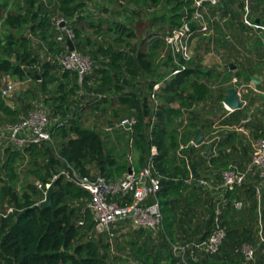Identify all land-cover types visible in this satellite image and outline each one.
I'll return each mask as SVG.
<instances>
[{
	"label": "trees",
	"instance_id": "trees-1",
	"mask_svg": "<svg viewBox=\"0 0 264 264\" xmlns=\"http://www.w3.org/2000/svg\"><path fill=\"white\" fill-rule=\"evenodd\" d=\"M134 1L158 5L164 0ZM166 2L171 8L170 18L155 16L147 20L142 19L134 26H127L119 21L104 25L101 20L92 18L90 24L95 26V30H105L111 37V40L103 44L81 33L83 27L80 24L86 22L87 18L78 14V11L85 6L84 1L57 0V8L64 19L73 18L78 21L72 28L75 32L76 48L81 52L82 47H96L97 51L106 55L102 65L95 66L94 70L92 68L81 82L76 71L64 68L58 60L59 54L67 51V46L57 38L56 32L59 33V30L49 17L46 3L42 0H0V77L7 73L19 80L34 78L48 95L46 101L53 117L60 116L62 119L61 122L53 121L52 141L31 144L23 149L10 145L0 147V194L3 193L9 198V210L0 213V264H108L110 242H105L103 237L109 236L96 235L93 215L84 210L81 203L72 205V201L81 200L82 197L89 196V193L68 179L61 170L67 164H72L82 174L89 175V165L97 162L102 168L101 174L121 177L129 166L123 163L115 166V159L106 161L108 152L102 135L96 129L85 125L80 118V109L72 95L82 85L88 93L93 91L102 95L96 99L97 105L102 104L101 100L105 102L112 98H108V92H120V102L137 112L133 113L138 118L132 135L133 150L137 156L133 165L136 164L140 168L149 157L151 146H157L155 162L161 179L159 198L164 214L163 230L168 241L175 243L183 235L184 241L198 237L195 231L201 225L189 223V230L185 229L184 225L190 222V217H186L183 210L193 209L194 205L200 202L207 206L210 214L204 222L208 229L202 235L203 240L213 231L217 217L226 227V238L217 252L196 258L192 255L194 253L190 252L196 248L191 247L184 255L181 253L174 257L173 264H239L234 259H221L217 257V253L230 241L235 242V254L243 257L238 249L244 244L243 240L254 235L255 227L252 221L255 220V213L260 204L263 207L264 223V192L259 196L256 187L247 178L234 190L225 191L227 201L221 206V213L217 216L216 201L208 196L207 190L187 181L192 172L189 164L195 167V176L201 175L197 171L199 162L194 160L197 146L190 142L198 127L203 129L206 137L207 132L213 129L214 123V119L210 120L205 109V112L200 114V111L193 108L202 101L207 105L212 104L213 110L217 111L216 107L223 108L224 88L234 71L219 73L213 69H204L195 63L187 64L186 70L166 78L179 64L173 57L165 34L168 30L181 26L185 20L191 19L195 0ZM208 7L210 10L215 8L210 5ZM159 24H169L163 36L153 31V27ZM37 34H41L48 41V52L53 53V60L43 62L36 54L33 36ZM256 48L259 54L264 51L263 47ZM162 67L163 70L159 71ZM261 70H264V59L251 63L248 69L238 72L237 76L239 79L243 77L244 80H251L252 75L262 73ZM142 72L152 75L149 83L152 90L156 81H165V85L159 89V93L166 95L164 103L157 104L154 100L155 106L150 107L147 101H142L136 91H124L126 85L136 81ZM217 84L219 86L215 89ZM67 85L70 87L67 88ZM257 86L261 87L262 83ZM34 94L35 91L30 88L17 93V97L23 99L24 106L20 108L10 105L0 91V122L20 120L24 115L23 110L27 115L33 107L31 97ZM172 102H177L178 106H174ZM155 114L157 119L151 129L150 122ZM243 114V109L234 110L219 119V123L245 125V122H242ZM220 116L222 117L219 114L218 118ZM207 121L209 123H206ZM259 135L264 136L261 132ZM55 137L59 143L55 142ZM182 144L185 147L181 149ZM204 144L205 142L199 146ZM210 146L215 147L217 153L214 154L213 150L207 157L203 153L200 157L203 160L209 159L210 166L220 172L230 165H236L231 162L247 149L243 135L236 128L204 149ZM19 161L26 170V173L22 172L24 178L19 170ZM242 167L241 169H246L245 166ZM59 173L55 178L54 205L41 207L39 203L44 199L45 193L37 183L31 182L30 178L35 177L37 181L46 184L54 181V176ZM248 176L253 175L250 173ZM20 181H24V185L18 187ZM235 200L244 202L241 209L236 208ZM82 219L85 221L83 225L79 223ZM188 251L191 257L186 259ZM137 252L151 264L163 262L158 257H152V252L142 247H139Z\"/></svg>",
	"mask_w": 264,
	"mask_h": 264
},
{
	"label": "rangeland",
	"instance_id": "rangeland-1",
	"mask_svg": "<svg viewBox=\"0 0 264 264\" xmlns=\"http://www.w3.org/2000/svg\"><path fill=\"white\" fill-rule=\"evenodd\" d=\"M42 1L46 3L47 8H45L49 12V17H51L53 23L57 18L63 17L57 8V0ZM82 1L85 2V6L82 10L78 11V14L85 15L87 19L86 22L80 24L83 27L81 33L83 36L88 35L92 39H96L103 44H106L109 40H111V37L109 36V33L103 29V31L98 32L95 30V26L90 24L91 19L94 17L101 20L104 25L112 21H119L125 23L127 26H134L136 22L142 19L147 20L155 16H168L170 18L169 15L171 8L167 4L166 0L162 1L158 5L150 2L138 3L134 0ZM208 8V6L205 8L208 27L202 32H195L191 43L194 49L193 58L188 61L184 60V62L193 65L195 63H198L201 65V67L203 66L204 69H213L219 73H225L228 70H231V67L229 66H231V63H235L236 68L233 70L234 74L228 81V85L237 86L239 91L241 92L242 98L244 100H250L251 96L247 97L245 92L247 91V86L252 85L253 83L244 80L243 77L239 79L237 74L239 71L248 69L249 66H251V63L258 62L260 59H264V51L259 54L257 52L258 48H256H264V0H262L261 2L259 0H221V2L217 6H215L213 10H210ZM65 19L63 21V25L66 24V29L74 28L76 25H74V23L78 22L73 20V18ZM257 19H259V21H257ZM169 24L155 25L153 27V31H156L163 36V33L169 27ZM28 31L31 32L30 30ZM56 33L58 34V32ZM260 40H262V44H259ZM33 47L36 54L41 60H43V62L49 59L53 60V53L48 52L49 43L47 40H45V38L41 36V34L33 36ZM80 50L82 54L84 53L90 58L93 70L95 69V66L102 65L103 61L105 60L106 55L104 54V52L97 51L96 47L85 46V48L82 47ZM65 53V51L60 53L58 60L61 61ZM162 70L163 67L159 71ZM260 72L262 73H259L258 75L263 77L264 70H261ZM151 76L152 75L148 72L140 73L137 80L133 81L131 85H126L124 90L136 91L140 95L142 101H147L150 107L155 106V103H153L154 97L159 103H164V97H166L163 92L159 93V90L156 91V96H153V90L149 85ZM9 81L15 82L16 92L13 96L5 98L8 103H11V105L14 107H23V99L17 97V93H19L21 90L26 91L30 88L35 91V94L33 97H31L33 107L29 111L35 109H43L49 113V117L52 122L62 121L60 116L53 117L48 102L46 101L48 95L41 89V86L37 81L34 80V78L26 77L19 80L18 78L11 77L7 73H3L0 77V86L7 84ZM94 86L96 87V85ZM218 86L219 85L217 84L215 89H217ZM69 87L70 85H67V88ZM85 93L87 94L85 95ZM120 94V92L119 94L108 92V98H112L105 102H102L101 100L102 104L97 105L96 99H98L100 95L95 94L93 91L88 93L85 90V87H83L82 85L79 89H77L76 93L72 95V99L76 102L80 109L78 110V114L79 116L81 115L80 118L82 119L84 124L96 129V131L102 135L105 142V148L108 152L106 161L115 159V166H117L118 163H123L130 166L133 165V162L135 163V159L137 158L136 153L133 150V141L131 142V133L126 131L122 127H118L116 123L119 117L137 112L130 110L125 104L120 102ZM260 94L264 96V90L260 89L259 87V89L256 90L255 94V98L257 101L264 100V98H262ZM172 104L176 105L177 102H172ZM211 107L212 104L207 105L202 101L197 103V105L193 109L200 111V114L207 111L210 120L214 119L215 122L216 118L221 113L219 112V108L216 111ZM223 109L224 111H229L225 106L223 107ZM23 113V116H26V112H24V110ZM206 123L209 122L207 121ZM3 124V122H0V126ZM260 126L261 124L257 123L256 128H259ZM255 132L256 136L254 138L253 136L250 139L247 138V136L246 138H244L247 147L246 152L238 155L231 162L239 166L240 169L243 168L242 166H245L244 168H247L254 153L255 142L259 137H261L258 130H256ZM55 140V142L59 143L57 137H55ZM206 145L207 144L205 142L204 145L196 148V151H194V160L196 162H199V166L201 165L200 173H202V176H205L210 180V175L213 174L218 179H220L221 177L222 182V175L220 174L222 173V171L220 172L219 170L211 167L207 160H203L200 157V155L202 154V149H204ZM243 157H245L244 160L242 159ZM18 164L19 166L21 165L20 161ZM133 166L138 168L136 164ZM199 166L197 163L198 168ZM89 168V175L91 176L100 174V170H102L101 166L97 162L89 165ZM19 170L23 177V173H26V170H24V165H21ZM69 170L70 164H67L62 168L61 171L68 172ZM251 174L253 176L256 175L254 177L256 178V180H259L258 176H260V174L258 172H252ZM247 178L250 177L247 176ZM30 181L37 183L35 177H31ZM214 181V179L213 181L210 180V182L212 183H214ZM23 185L24 181H20L18 183V187H21ZM218 188L219 190H222L221 186H218ZM204 189L207 190V188ZM221 194L223 198L226 197L225 192H221ZM8 199L9 198L6 197L5 194H0V213H5L7 210H9V207H7ZM88 201L89 196H84L81 200L72 201V205L81 203V206H83V209L85 210ZM216 204L218 205V203ZM219 205L220 207L224 206V204L222 205L221 203H219ZM5 207L7 208L5 209ZM206 207L207 206H205L204 203L202 204L200 202L194 205L193 209L183 208L185 209L183 210L185 212L182 213L186 215V217H190V222L184 225L185 229L189 230V223H192V225H201L200 227L198 226L199 229L197 228L195 231L198 237L189 241L183 240L185 239V237H183L184 235L181 237L182 239H178V241H176L175 243L171 242L170 240L168 241L167 237L164 234L163 228L159 230L140 231L135 230L129 221H126L127 223L123 222L122 224L118 223L114 226V230L116 232L115 236H113L112 238L103 237L105 242H110L108 264H151L149 260L139 255V253L137 252V249L139 247H142V249H145L148 252L151 251L152 257H158L159 259H162V264H173V258L178 257L181 254V252L176 247L185 246L187 243L203 241L204 238L202 237V235L206 233L208 229V227L204 226V222L210 216ZM262 215L263 207L260 210L257 207L255 220L252 221L255 227V231L253 233L254 235L251 236L250 239L243 240L244 243L252 244L255 248H257L255 256L252 259H246L243 253V257L236 255L234 252L235 242L232 243L230 241H227L224 248L219 253H217V257L221 259L227 258L228 260L234 259L238 261L239 264H264V244L260 241L261 232L264 233V223ZM194 250L195 251L190 252L194 253L195 255H192L196 258L203 257L207 253L203 249L196 248ZM190 252H187L186 259L188 257H191Z\"/></svg>",
	"mask_w": 264,
	"mask_h": 264
},
{
	"label": "built area",
	"instance_id": "built-area-1",
	"mask_svg": "<svg viewBox=\"0 0 264 264\" xmlns=\"http://www.w3.org/2000/svg\"><path fill=\"white\" fill-rule=\"evenodd\" d=\"M220 2L221 0H195L191 19L185 20L181 26H177L165 34V39L171 46L173 57L179 64L166 78L177 75L187 69V63L180 60L188 61L193 58L194 49L191 43L194 34L195 32H202L208 27L205 8L208 5L217 6ZM63 21V17L54 21L56 27L60 30L57 36L58 40L65 42L67 46V51L61 60V64L66 69L76 71L79 81L82 82L92 69L91 60L77 48L74 50L69 48L67 40L69 38L74 40L75 32L72 28L66 29V24L63 25ZM191 22L194 23L192 28L189 26ZM164 85V80L156 81L153 96H156V91ZM0 91L5 98L13 96L16 92L15 82L9 81L7 84L0 86ZM153 99L157 104L159 103L155 97ZM224 105L229 111H233L225 103ZM156 119L157 115L155 114L150 122L151 129ZM137 122V116L130 114L120 117L116 124L131 133L132 142V134ZM53 125L54 123L51 121L47 111L43 109L32 110L28 115L21 117L20 120L7 122L0 126V147L10 145L14 148L23 149L31 144H42L44 141H52ZM235 128L240 131L245 130L242 124ZM190 144H194L193 140H191ZM184 147L185 145L182 144L181 149ZM157 153L158 148L153 144L145 163L140 168L130 165L132 172L127 170L121 177H109L101 173L96 176L82 174L78 168L71 164L68 172H62L68 179L73 180L79 187L89 193V201L85 210L93 215L96 235L107 234L112 238L116 234L114 226L118 223H127L126 221H129L135 230H159L163 228L164 214L159 198L161 179L155 162ZM192 166L193 164H189V168H192ZM252 172H258L264 178V136L256 140L254 153L247 168L241 170L237 165H230L227 169L222 170V182L219 186H221L223 192L234 190L244 183L248 174ZM194 173L195 171L192 170L187 178L189 183H194L204 188H213L215 186L207 177L195 176ZM59 175L56 174L54 179ZM51 183L43 184L41 181H37L38 187L44 191L45 195ZM243 205L244 202L242 200H235L236 208L241 209ZM220 213L221 207L218 203L216 215L218 216ZM84 222V219L79 221L82 225ZM226 235V227L221 224L217 217L216 225L207 239L201 242L187 243L185 246L176 248L182 255L191 247L203 249L210 254L215 253L219 250ZM260 238V241L264 244L263 232H261ZM256 249L252 244L244 243L238 250L243 253L246 259H252L255 256Z\"/></svg>",
	"mask_w": 264,
	"mask_h": 264
},
{
	"label": "crops",
	"instance_id": "crops-1",
	"mask_svg": "<svg viewBox=\"0 0 264 264\" xmlns=\"http://www.w3.org/2000/svg\"><path fill=\"white\" fill-rule=\"evenodd\" d=\"M231 70H234V69H231ZM255 75H258V74L255 73ZM258 76L260 77V82L262 83V86L260 87V89L264 90V76L263 77L260 75H258ZM246 81L252 82L253 84L248 85L247 91L245 92L247 97L251 96L250 100H248V99L244 100L241 96V92L239 91L240 98L243 101H245V106L241 109H243L244 112L248 113L247 120H243V118H242V122H245V125L242 124L244 126L245 130H242V131L239 130V131L242 135H244V138H246V136H247V138L250 139L252 136H253V138L256 136V132H255L256 130H258L259 133L261 132L262 135H264V100L257 101L255 98L256 90L259 89V86H257V85L260 82L258 84H256V83H254L252 78H251V80H246ZM229 86H231V85H228V81H227L226 86L224 88V94L225 95H226L227 88ZM261 96H262V98H264L263 95H261ZM261 102H262V104H261ZM9 104L11 105V103H9ZM222 104L224 107L225 105H224L223 100H222ZM174 106H178V103ZM216 109H218V107H216ZM219 112H221L222 117L221 116L219 118L217 117L218 119H216V121L212 124L213 129L210 130L209 132H207L206 140H204V142H206V144H207L206 146H208L213 141H218L221 138H224L226 135H228V133L230 131L234 130L236 126L241 124V123H238V124H220L219 119L228 116L230 113H232V111H224V109L221 107V109L219 108ZM207 116H209V115L207 114ZM257 123L261 124V126L259 128H256ZM250 132L253 135H251ZM199 147L197 146L196 148H199ZM207 149H202V153L204 155H205V152ZM213 150H215L214 154H216L217 150L215 147H213ZM195 151H196V149H195ZM206 160L210 164V161L208 159H206ZM200 167H201V165L199 166V168L197 167V171H199V172H200ZM200 176H202V173ZM254 176H256V175H254ZM254 176L249 178V182L252 183L256 187L257 193L260 196L261 193L264 192V178L258 176L259 180L256 181V178ZM213 179L215 180L214 181L215 186L213 188H211V187L207 188L208 196H210L213 201H216V203H221L223 205L227 201V199H226V197L223 198L221 196L222 195L221 192L223 193V191L219 190V188H218V186L221 182V177H220V179H218L215 175L211 174L210 180L213 181ZM261 206H262L261 204L258 206L259 210L262 208Z\"/></svg>",
	"mask_w": 264,
	"mask_h": 264
},
{
	"label": "water",
	"instance_id": "water-1",
	"mask_svg": "<svg viewBox=\"0 0 264 264\" xmlns=\"http://www.w3.org/2000/svg\"><path fill=\"white\" fill-rule=\"evenodd\" d=\"M257 21H259V19H257ZM189 26L191 28L194 27V23L193 22L189 23ZM67 42H68L69 48L71 50H74L76 48L74 41L71 38H69L67 40ZM259 44H262V40L259 41ZM235 68H236V64L231 63V69H235ZM37 75H38V77H40L39 72H37ZM252 79H253L254 83H256V84H258L260 82V77L258 75L254 74L252 76ZM223 101L231 110L241 109L245 106V101H243L240 98L239 89L235 85L229 86L227 88L226 95L224 96ZM247 118H248V113L244 112L243 120H247ZM204 139H205V132L203 131V129L201 127H198L196 134L193 138V142L195 145L199 146L204 142ZM212 150H213V147L210 146L206 150L205 155L206 156L209 155L212 152ZM192 168H193L192 170L195 171V167L192 166ZM128 170H129V172H132V167H129ZM55 186H56V179H54V181H52L51 185L49 186V188L47 190V193H46L44 199H42L40 201L39 204L41 207H50V206L54 205L53 204V195L55 193Z\"/></svg>",
	"mask_w": 264,
	"mask_h": 264
}]
</instances>
